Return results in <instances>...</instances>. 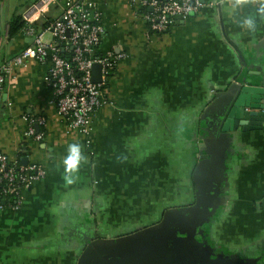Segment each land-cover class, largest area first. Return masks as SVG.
<instances>
[{
	"label": "crops",
	"instance_id": "1",
	"mask_svg": "<svg viewBox=\"0 0 264 264\" xmlns=\"http://www.w3.org/2000/svg\"><path fill=\"white\" fill-rule=\"evenodd\" d=\"M32 1L0 0V65L31 43L20 30L9 36L7 24ZM56 1L37 31L59 16L64 0ZM88 1L103 29L98 54L124 58L87 135L57 115L47 60L13 67L4 82L0 153L41 167L44 177L16 209H0V264H92V254L110 248L121 256L149 240L190 247L186 259L202 263L264 264V121L220 132L240 85L264 90V22L250 34L236 17L254 8L234 16L226 0H202L195 14L154 35L127 0ZM28 115L44 120L37 142L23 135ZM74 142L88 163L67 184L62 159ZM188 184L195 200L185 211Z\"/></svg>",
	"mask_w": 264,
	"mask_h": 264
},
{
	"label": "built area",
	"instance_id": "2",
	"mask_svg": "<svg viewBox=\"0 0 264 264\" xmlns=\"http://www.w3.org/2000/svg\"><path fill=\"white\" fill-rule=\"evenodd\" d=\"M142 12L140 17L146 31L160 33L167 29L173 19L186 20L203 5L201 0H127ZM56 0H34L20 13L24 24L21 33L31 43L6 63L0 65V95L4 82L13 67L22 66L27 60L49 63L46 84L53 94L57 115L68 129L81 135L88 133V118L105 98L103 87L110 71L124 58L122 52L93 57L103 33L96 7L88 0H64L60 14L42 31L33 26L48 13ZM49 33L48 42L42 35ZM99 66V82L92 81V65ZM1 106V105H0ZM23 135L34 141L41 139L36 127L44 124L42 117L24 116ZM44 177V171L35 164L19 165L0 153V209H16L21 193L31 184Z\"/></svg>",
	"mask_w": 264,
	"mask_h": 264
},
{
	"label": "water",
	"instance_id": "3",
	"mask_svg": "<svg viewBox=\"0 0 264 264\" xmlns=\"http://www.w3.org/2000/svg\"><path fill=\"white\" fill-rule=\"evenodd\" d=\"M175 19L180 18L176 17ZM91 71L92 81L98 83L99 66L92 65ZM234 118L237 120L234 121ZM263 121L264 90L240 85L231 98V105L221 124L220 132H226L237 126H240L242 130L246 128L255 130L260 127ZM247 125L248 127H246ZM174 244L156 243L149 240L140 245H133L132 248H126V251L120 253L121 256L119 253H115L117 250L109 248L98 252L97 255L88 256L86 261H92V264H202V259L198 261H195L194 257L186 259L183 251H190V247L185 246L184 248L187 249L183 250ZM102 255H105L106 259L101 258ZM205 264H219V261L205 262Z\"/></svg>",
	"mask_w": 264,
	"mask_h": 264
},
{
	"label": "clouds",
	"instance_id": "4",
	"mask_svg": "<svg viewBox=\"0 0 264 264\" xmlns=\"http://www.w3.org/2000/svg\"><path fill=\"white\" fill-rule=\"evenodd\" d=\"M226 3L234 16L246 7L255 9L254 12L236 17L237 26L243 31L250 34L255 33L258 28V21L264 22V0H226ZM87 163L88 156L85 154L83 145L79 142L69 144L66 155L62 159L64 168L62 179L67 184L75 183L79 178L81 167Z\"/></svg>",
	"mask_w": 264,
	"mask_h": 264
},
{
	"label": "trees",
	"instance_id": "5",
	"mask_svg": "<svg viewBox=\"0 0 264 264\" xmlns=\"http://www.w3.org/2000/svg\"><path fill=\"white\" fill-rule=\"evenodd\" d=\"M141 12H146V9L144 10H141ZM140 12V13H141ZM51 20L49 21H46L42 24V28L46 27L48 25V23L50 22ZM24 27V24L23 22L21 21L20 19V16L18 17H13L11 18V20L8 22L7 24V32H8V35L11 36L13 35L14 33H16L17 31H21V29ZM35 28V25L33 26ZM36 29V28H35ZM148 34H154V35H160L161 33H164L163 32H160V33H151L149 31H147ZM100 54H98L97 52V49L94 51V54H93V57H98ZM114 70V69H113ZM113 70L110 71L111 75L113 73ZM110 75V76H111ZM104 88V87H103ZM40 131V130H39ZM184 232V231H183ZM182 234V233H181Z\"/></svg>",
	"mask_w": 264,
	"mask_h": 264
},
{
	"label": "rangeland",
	"instance_id": "6",
	"mask_svg": "<svg viewBox=\"0 0 264 264\" xmlns=\"http://www.w3.org/2000/svg\"><path fill=\"white\" fill-rule=\"evenodd\" d=\"M186 178H185V183H186ZM187 189L189 192L188 193H185V196H184V206H185V211H187V209L190 208V206H188L187 204H191V202H193V200H195V196L192 194H190V190L192 191V189L190 188V184L187 185V187L185 188ZM102 235V234H101ZM110 235H106L105 237H108L109 238ZM214 236V235H213ZM211 238V236H210ZM206 240V239H205ZM210 244V242H209ZM220 244V243H219Z\"/></svg>",
	"mask_w": 264,
	"mask_h": 264
},
{
	"label": "flooded vegetation",
	"instance_id": "7",
	"mask_svg": "<svg viewBox=\"0 0 264 264\" xmlns=\"http://www.w3.org/2000/svg\"><path fill=\"white\" fill-rule=\"evenodd\" d=\"M206 253H207V252H206ZM207 254H208V253H207ZM207 254H205L206 257H208ZM208 255H209L208 258L211 259V257H210L211 255H210V254H208ZM208 258H207V259H208ZM214 258H215V257H213V259H214ZM198 260H199V259H198ZM198 260H197V261H198ZM246 260H247V259H246ZM246 260H243L242 262L239 261V263H237V264H250V262H251V263H252V262H255V260H251V261H248V260L246 261ZM256 261H257V260H256ZM247 262H248V263H247ZM259 262H260V261H259ZM259 262H257V264H260ZM202 264H205V262L202 263ZM255 264H256V263H255Z\"/></svg>",
	"mask_w": 264,
	"mask_h": 264
}]
</instances>
